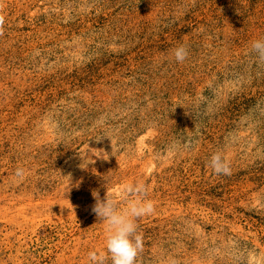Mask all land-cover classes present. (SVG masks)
Segmentation results:
<instances>
[{"label":"rangeland","instance_id":"rangeland-1","mask_svg":"<svg viewBox=\"0 0 264 264\" xmlns=\"http://www.w3.org/2000/svg\"><path fill=\"white\" fill-rule=\"evenodd\" d=\"M0 17V264H91L93 190L137 181L155 210L136 264H264V0H0Z\"/></svg>","mask_w":264,"mask_h":264},{"label":"clouds","instance_id":"clouds-1","mask_svg":"<svg viewBox=\"0 0 264 264\" xmlns=\"http://www.w3.org/2000/svg\"><path fill=\"white\" fill-rule=\"evenodd\" d=\"M3 17H0V25ZM252 50L260 61H264V39L252 41ZM176 62L183 63L188 55V49L180 45L173 52ZM210 166L217 175H230V165L221 153L217 152L211 156ZM15 177L23 180L25 170L18 167L14 173ZM147 185L141 181L125 183L119 190V199L106 191L101 198L98 191L93 190L92 196L95 203L91 211L97 217L99 223L105 226V252L88 253L91 264H105L110 258L111 264H136L137 257L143 251V235L138 232L137 221L154 210V202L147 199ZM125 207L121 208L120 203Z\"/></svg>","mask_w":264,"mask_h":264}]
</instances>
